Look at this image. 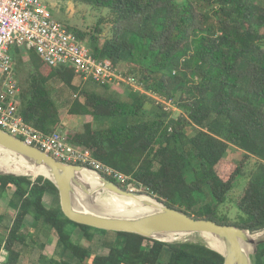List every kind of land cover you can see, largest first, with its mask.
Returning a JSON list of instances; mask_svg holds the SVG:
<instances>
[{
	"label": "trees",
	"instance_id": "16d2710c",
	"mask_svg": "<svg viewBox=\"0 0 264 264\" xmlns=\"http://www.w3.org/2000/svg\"><path fill=\"white\" fill-rule=\"evenodd\" d=\"M66 1L106 10L108 16L100 20L95 32L76 33L80 40H89L97 59L118 67L127 64L128 75L140 79L148 90L176 101L181 115L174 117L147 96L129 90L124 100L123 89L84 82L75 68L51 67L40 57H30L34 70L19 77L25 56L21 48H15L25 121L46 133L56 131L61 117L50 82L58 79L76 94L68 116L92 117L83 131L67 133L70 142L90 149L100 162L130 176L132 182L170 208L252 233L263 231L264 0ZM104 23L110 25L109 37H103L100 26ZM39 66H43L42 71ZM88 83L103 88L104 93L84 89ZM151 105L155 113L148 110ZM232 146L244 153L246 161H256L236 202L249 219L237 224L218 221V209L246 177L245 161L237 164L227 159ZM106 178L129 191L128 184ZM9 192H13L10 205L16 207L15 217L6 225L9 215L0 214V253L4 247L6 264H19L26 253L28 216L57 237L54 256L42 254V264L225 262L222 255L202 244H169L80 225L64 215L60 204L58 208L47 206V194L59 203L60 196L55 184L43 176H0V201ZM72 226L90 241L98 234L93 231L108 235L109 240L104 238L103 242L109 254L97 255L90 247L76 243ZM254 262L264 264V244Z\"/></svg>",
	"mask_w": 264,
	"mask_h": 264
},
{
	"label": "built area",
	"instance_id": "2783aa9c",
	"mask_svg": "<svg viewBox=\"0 0 264 264\" xmlns=\"http://www.w3.org/2000/svg\"><path fill=\"white\" fill-rule=\"evenodd\" d=\"M15 48L35 51L51 67L75 68L84 82L143 94L165 112H181L176 101L148 90L140 79L111 61L97 59L92 49L71 28L57 21L41 0H0V128L63 163L86 167L128 184L129 190L135 191L133 185L137 184L130 176L100 162L90 149L70 142L66 133H46L25 121L19 102L21 86L13 55ZM7 256L3 247L0 264H6Z\"/></svg>",
	"mask_w": 264,
	"mask_h": 264
},
{
	"label": "water",
	"instance_id": "95a60500",
	"mask_svg": "<svg viewBox=\"0 0 264 264\" xmlns=\"http://www.w3.org/2000/svg\"><path fill=\"white\" fill-rule=\"evenodd\" d=\"M0 155L13 154L36 168L44 169L48 176L41 175L55 184L59 191L61 209L64 215L80 224L108 232H124L169 244L162 238H202L203 234L217 238L221 246L214 249L205 246L225 259L224 264H255L259 246L264 244V236L255 239L248 229L235 225H222L215 221L196 219L183 211L170 208L166 204L148 195L154 201L141 199L142 195L122 189L117 183L105 176L80 165L63 163L50 154L25 143L0 128ZM91 171L99 175L101 185L92 187L82 180L81 172ZM17 176L14 173H0V176ZM23 177H31L22 175ZM35 179V178H34ZM108 193L125 202L135 201L148 212H125L129 207H122L112 200L102 199ZM184 244V243H182Z\"/></svg>",
	"mask_w": 264,
	"mask_h": 264
},
{
	"label": "rangeland",
	"instance_id": "374dc122",
	"mask_svg": "<svg viewBox=\"0 0 264 264\" xmlns=\"http://www.w3.org/2000/svg\"><path fill=\"white\" fill-rule=\"evenodd\" d=\"M43 3H46L53 14V17L65 24L66 26L72 28V30L77 33L80 31L83 32H95V29L98 27L100 20L103 17L108 16V12L104 9L101 8H96L94 6H90L84 2H75V1H66V0H41ZM101 29L104 30L103 37H109L110 36V25L108 23H104L103 25L100 26ZM104 39V38H103ZM89 40L82 41L86 45H88ZM264 47V44H263ZM23 50V54L25 56V67L23 68V73L19 71L20 76L19 77H25L28 75L29 72L33 71V67L30 66L29 64V58L30 57H40L35 51H28L24 48H21ZM35 52L36 54L32 53ZM139 55H136V58H138ZM41 58V57H40ZM42 59V58H41ZM42 67V68H41ZM40 71L43 70V66H39ZM119 68L123 71H127L128 67L127 64L119 66ZM25 70V71H24ZM50 86L53 92V97L55 99V102L57 103V106L60 111V117H61V122L59 125L56 127L57 131H62L64 133H70L73 130H81L83 131L84 129V124L91 122L92 117L90 116H85V117H74V116H68V109H69V104L75 99V93H73L69 88L66 87V85L58 80V79H53L50 82ZM84 89H89V90H96L99 93H104V89L99 87L96 88L94 83H88L87 87L83 86ZM123 89V98L126 100V89ZM153 105L148 107V110H151L152 112L155 113L154 108L152 107ZM151 116H154L153 114H150ZM174 117H178L181 115L180 111L174 112L173 113ZM95 128L99 127V124L95 122ZM189 134H192V130L188 129L187 130ZM227 159L230 162H234L237 164H240L242 161L246 162V177L242 178L239 182L234 191L229 195L227 202L220 206L218 209V221L221 223L226 222L228 220L229 223L231 224H237V223H244L247 222L249 217L242 213L239 208L237 207V200L241 195L243 194V191L245 187L247 186V183L249 182V176L250 173H252L253 169L255 168L256 161L251 159L249 161H246L244 159V153L240 151L239 149L235 147H231L230 150L228 151ZM40 177V176H38ZM38 177H33L37 179ZM139 193H145L148 194L146 191L145 187L142 186H134L133 188ZM129 189V186H128ZM135 190V191H136ZM48 195V194H47ZM150 195V194H148ZM60 196V195H59ZM152 196V195H151ZM13 192H9V194L0 201V214H8L6 219V225H9L12 221V218L15 217L16 214V207L15 205L11 206L10 202L13 199ZM153 198L159 200L158 198L152 196ZM203 198H206L203 196ZM102 199H108L112 200L113 202L116 201L111 194L105 193L102 195ZM160 201V200H159ZM47 206L50 208H58L59 204L61 206V202L59 203V200L56 198H53L51 201L49 199L46 201ZM162 202V201H160ZM164 203V202H162ZM165 204V203H164ZM26 228H25V234L28 239V247L26 248V259L30 262L33 263L38 262L40 255L43 253H49L48 257L54 256V250L56 248V234H52V231L50 230L49 227L46 225L42 224V222L35 221L33 216H28L26 220ZM73 231V239L76 243L82 244L84 246L90 247L93 249L94 253L97 255H103L106 256L109 254V249L107 246H105L103 239L101 236H99L97 233L100 232H92L96 233L95 240L90 241L86 239L85 236H81L82 234L80 233V230L76 228L75 226L71 227ZM80 233L78 235L77 233ZM260 233L264 234V230L260 231ZM6 230L3 229L2 231V236L5 237ZM75 234V235H74ZM55 237V238H54ZM114 237V236H113ZM108 238V237H107ZM109 239H107L108 241ZM182 243H193V244H202L206 245L205 241L199 237L198 239H193V238H187L183 239ZM42 245H46L45 248H42ZM166 263V262H165ZM164 264V263H162Z\"/></svg>",
	"mask_w": 264,
	"mask_h": 264
},
{
	"label": "bare ground",
	"instance_id": "6f19581e",
	"mask_svg": "<svg viewBox=\"0 0 264 264\" xmlns=\"http://www.w3.org/2000/svg\"><path fill=\"white\" fill-rule=\"evenodd\" d=\"M1 152V150H0ZM0 173H14V174H18V175H27V176H31V177H38L41 175H46L48 176V172L45 171L44 169H39L36 168L35 166L26 163L24 160L20 159L17 156H14L13 154L10 153H5L4 155H0ZM81 177L82 180L91 185L92 187H98L99 185H101V179L99 177V175H96L94 173H92L91 171L88 170H84L81 172ZM136 192V191H133ZM139 193V192H136ZM140 195H142L141 199L144 200H149V201H154L152 200L151 197H149L147 194H143V193H139ZM117 199L116 203H119V205H123L122 207H129L127 208L128 211L125 212H132V210H134L133 212H148V211H152V208H144L142 207L140 204H138L135 201H130V202H125L124 200L120 199V198H116ZM261 236H264V234L257 232L255 233V235L253 236L255 239H259ZM165 241L168 242H175V243H182V238H176V236H169V237H165L162 238ZM202 239L205 241L206 244H208V246H210L211 248L214 249H219L221 246L220 241L208 234H203L202 235Z\"/></svg>",
	"mask_w": 264,
	"mask_h": 264
},
{
	"label": "crops",
	"instance_id": "0c3cea01",
	"mask_svg": "<svg viewBox=\"0 0 264 264\" xmlns=\"http://www.w3.org/2000/svg\"><path fill=\"white\" fill-rule=\"evenodd\" d=\"M53 198H55L53 195L48 194V195H46V198L44 199V202L47 203L46 201H47L48 199H49V201H51ZM78 230H80V229H78ZM80 233L82 234L81 236H84L83 231L80 230ZM80 233L78 232L77 234L80 235ZM52 234H55V233L52 232ZM74 235H75V234H74ZM98 235L101 236V237H104L105 239H107V237H109L108 235H106V234H104V233H98ZM54 238H55V237H54ZM56 245H57V238H56ZM54 252H55V250H54ZM48 254H49V253H48ZM48 254H47V253H43V255H45V256H47V257H48ZM52 257H53V256H52ZM40 258H41V255H40V257H39L38 262H35V261H34L33 263H30V262L26 259V253H25V255L21 257V259H20V263H19V264H42V263L40 262ZM48 258H51V257L49 256Z\"/></svg>",
	"mask_w": 264,
	"mask_h": 264
}]
</instances>
